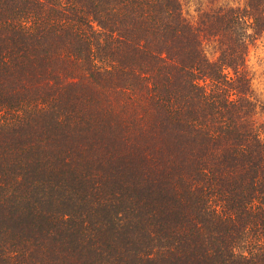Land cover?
Listing matches in <instances>:
<instances>
[{
	"label": "trees",
	"instance_id": "16d2710c",
	"mask_svg": "<svg viewBox=\"0 0 264 264\" xmlns=\"http://www.w3.org/2000/svg\"><path fill=\"white\" fill-rule=\"evenodd\" d=\"M199 4L0 0V264H264V0Z\"/></svg>",
	"mask_w": 264,
	"mask_h": 264
},
{
	"label": "rangeland",
	"instance_id": "374dc122",
	"mask_svg": "<svg viewBox=\"0 0 264 264\" xmlns=\"http://www.w3.org/2000/svg\"><path fill=\"white\" fill-rule=\"evenodd\" d=\"M183 2L184 8L183 12L186 17L190 20H196V8L197 5L200 6V0H181ZM247 68L252 77V88L255 95L264 102V40L257 39L250 46L248 56H247ZM256 118L259 121H264V109L260 107Z\"/></svg>",
	"mask_w": 264,
	"mask_h": 264
}]
</instances>
